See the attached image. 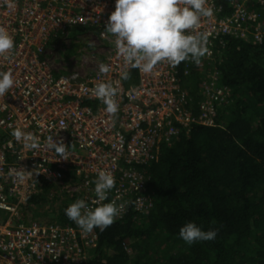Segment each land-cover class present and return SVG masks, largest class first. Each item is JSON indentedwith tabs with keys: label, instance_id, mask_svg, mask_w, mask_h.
Segmentation results:
<instances>
[{
	"label": "built area",
	"instance_id": "2783aa9c",
	"mask_svg": "<svg viewBox=\"0 0 264 264\" xmlns=\"http://www.w3.org/2000/svg\"><path fill=\"white\" fill-rule=\"evenodd\" d=\"M115 3L0 0V26L15 42L10 59L0 58V71H11L15 81L0 99V264H84L95 247L94 231L85 235L75 223L62 225L24 214L33 208L28 200L39 191L40 181L52 184L71 204L84 200L94 208L99 205L94 203L92 181L107 171L115 187L102 203L125 204L117 219L129 205L136 212L151 211L146 165L191 123L215 126L214 104L222 103L227 91L218 85L219 73L212 66L227 40L252 46L264 41V0H207L213 15L202 18L198 31L208 34L209 54L198 66L191 61L177 67L160 63L153 74L127 67L130 78L124 80L126 66L115 38L101 37ZM77 30L81 35L69 37ZM57 37L61 39L53 43ZM76 44L77 56L66 57ZM91 48L95 50L89 52L84 70L83 57ZM101 63L111 68L108 74L100 73ZM191 68L204 73L197 117L184 86ZM101 82L116 89L115 117L93 93ZM15 129L38 138L39 147L26 148L13 137ZM49 136L70 148L69 160L46 147ZM22 170L32 173L23 181L16 176Z\"/></svg>",
	"mask_w": 264,
	"mask_h": 264
},
{
	"label": "trees",
	"instance_id": "16d2710c",
	"mask_svg": "<svg viewBox=\"0 0 264 264\" xmlns=\"http://www.w3.org/2000/svg\"><path fill=\"white\" fill-rule=\"evenodd\" d=\"M227 95L214 104V125L191 123L156 161L146 165L147 213L133 210L104 231L84 264H264V41L227 40L212 66ZM204 73L191 68L184 86L199 115ZM52 184L39 183L28 204L39 208ZM67 202V201H66ZM61 205L57 222L74 225ZM217 231L189 246L179 236L187 223Z\"/></svg>",
	"mask_w": 264,
	"mask_h": 264
},
{
	"label": "clouds",
	"instance_id": "9594fccd",
	"mask_svg": "<svg viewBox=\"0 0 264 264\" xmlns=\"http://www.w3.org/2000/svg\"><path fill=\"white\" fill-rule=\"evenodd\" d=\"M212 15L213 9L208 6L207 0H116L115 11L111 13L101 37L115 38L116 51L126 66L122 74L124 80L130 78L127 67L139 69L144 74H153L160 63L177 67L182 62L191 61L198 66L201 59L209 54L208 34L198 29L202 18ZM14 49L13 36L5 27L0 26V58L10 59ZM99 70L101 74H108L111 68L101 63ZM14 83L11 71H0V99L6 96ZM93 93L105 104L106 112L115 117L118 105L113 85L98 83ZM12 135L17 141L22 140L26 148L39 147L38 138L30 133L15 129ZM45 144L60 159L69 160L70 148L62 140L57 142L49 136ZM31 174L22 170L16 176L23 181ZM92 183L97 197L94 203L99 206L92 208L84 200H77L65 210L66 216L85 235L91 234L94 228L104 231L125 208L124 203L117 205L115 200L102 203L115 187V178L110 172L100 171ZM179 236L191 246L197 241L214 240L217 231L205 232L189 222L180 228Z\"/></svg>",
	"mask_w": 264,
	"mask_h": 264
},
{
	"label": "rangeland",
	"instance_id": "374dc122",
	"mask_svg": "<svg viewBox=\"0 0 264 264\" xmlns=\"http://www.w3.org/2000/svg\"><path fill=\"white\" fill-rule=\"evenodd\" d=\"M77 34L81 35V31L77 30L76 32L73 31L71 33H69V37L71 36H75ZM61 39V37H59ZM59 38H55L54 42L59 40ZM71 39V38H70ZM80 49V44H76L73 45L70 50H68L66 52V57H72V56H77V52ZM95 48H91V49H87L86 53L83 57V69L86 70L88 68V58H89V52L90 51H94ZM78 57H75V59H77ZM74 61L72 60V63ZM47 198L49 199L46 203H43L41 205V207L39 208H30L29 210H27L26 212H24V214H27L28 217L35 219V220H40V221H47V222H54L57 221L59 215H58V211L61 208V205L64 204V202H66L67 204L71 205V201L68 200V198L59 193V190L56 189L54 186H52V188L48 191V196ZM30 215V216H29ZM32 216V217H31Z\"/></svg>",
	"mask_w": 264,
	"mask_h": 264
}]
</instances>
